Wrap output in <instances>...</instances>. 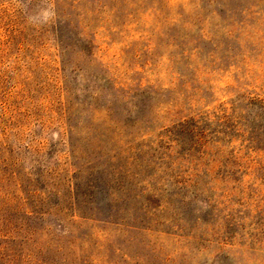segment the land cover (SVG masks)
Masks as SVG:
<instances>
[{"label":"rangeland","instance_id":"obj_1","mask_svg":"<svg viewBox=\"0 0 264 264\" xmlns=\"http://www.w3.org/2000/svg\"><path fill=\"white\" fill-rule=\"evenodd\" d=\"M0 264H264V0H0Z\"/></svg>","mask_w":264,"mask_h":264},{"label":"clouds","instance_id":"obj_2","mask_svg":"<svg viewBox=\"0 0 264 264\" xmlns=\"http://www.w3.org/2000/svg\"><path fill=\"white\" fill-rule=\"evenodd\" d=\"M43 15H44L45 18H47V17H49V16L54 15V12H48V11H45V12L43 13Z\"/></svg>","mask_w":264,"mask_h":264}]
</instances>
